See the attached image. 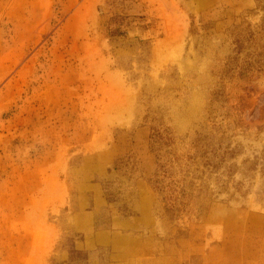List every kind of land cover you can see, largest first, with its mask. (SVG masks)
<instances>
[{"label":"rangeland","instance_id":"374dc122","mask_svg":"<svg viewBox=\"0 0 264 264\" xmlns=\"http://www.w3.org/2000/svg\"><path fill=\"white\" fill-rule=\"evenodd\" d=\"M0 264H264V0H0Z\"/></svg>","mask_w":264,"mask_h":264},{"label":"bare ground","instance_id":"6f19581e","mask_svg":"<svg viewBox=\"0 0 264 264\" xmlns=\"http://www.w3.org/2000/svg\"><path fill=\"white\" fill-rule=\"evenodd\" d=\"M184 116H185V117H186V116L188 117V113H187V112H186V114L184 113ZM184 116H183V117H184ZM187 117H186V118H187ZM180 118H181V117H180ZM184 119H185V118H184ZM184 119H183V120H184Z\"/></svg>","mask_w":264,"mask_h":264}]
</instances>
